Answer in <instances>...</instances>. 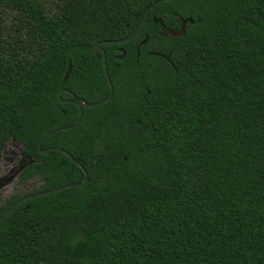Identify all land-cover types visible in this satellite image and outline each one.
Instances as JSON below:
<instances>
[{
	"label": "trees",
	"instance_id": "1",
	"mask_svg": "<svg viewBox=\"0 0 264 264\" xmlns=\"http://www.w3.org/2000/svg\"><path fill=\"white\" fill-rule=\"evenodd\" d=\"M157 1L0 0V164L32 160L0 216L83 181L63 151L88 175L4 219L0 264H264V0L162 2L111 42ZM96 43L113 96L41 154L109 97Z\"/></svg>",
	"mask_w": 264,
	"mask_h": 264
},
{
	"label": "water",
	"instance_id": "2",
	"mask_svg": "<svg viewBox=\"0 0 264 264\" xmlns=\"http://www.w3.org/2000/svg\"><path fill=\"white\" fill-rule=\"evenodd\" d=\"M166 1H170V0H158L157 2L153 3L145 12V15H144V19L141 23V25L138 27V29L128 38H125V39H122V40H118V41H111V42H117V43H123V42H126L132 38H134L136 35L139 34V32L142 30V28L144 27L145 23H146V19L148 17V13H149V10L154 7L155 5H158L162 2H166ZM179 21L181 22V26L182 24L184 23V20H181L180 18H178ZM188 21L192 22L191 19H187ZM186 21V20H185ZM163 33H168L170 35H176L175 32L173 31H170L168 29H164L163 30ZM104 43V42H103ZM98 51H102L103 53V69H104V74H105V77H106V80L108 82V85H109V89H110V94H109V97L106 98L105 100L103 101H100V102H97V103H93V104H87L86 101H84L83 99H78L77 101H75V104L78 108V119L76 121V123H74L73 125L71 126H68V127H64V128H59V129H55L53 131H50L47 135H45V137L38 143V149H39V152L41 154H45L47 152H50V151H53V150H59V151H62L61 149H57V148H51V149H47V150H41L40 149V146H41V143L43 140H45L46 138H48L50 135H52L54 132H58V131H64V130H69V129H73L75 127H77L80 123V120H81V116H82V107H86V108H90V107H94V106H97V105H101V104H104V103H107L113 96V88H112V85H111V82H110V79H109V76H108V72H107V67H106V61H105V55H104V52L103 50L100 48V45L99 43H96L93 47H92V54L95 56L97 54ZM119 51L121 52V54L119 56H117L118 59H123L125 57V51L123 49H119ZM71 72V66L69 65L68 66V69L65 73V76H64V79H63V82H66L69 74ZM63 102H68V101H63ZM19 144V143H18ZM20 145V144H19ZM66 156L72 161L74 162L75 164H77L84 172V179L82 182L80 183H71V184H66V185H62L60 187H57V188H54V189H51V190H48V191H43V192H39V193H35V194H31V195H27V196H24L22 198H20L19 200H17L15 203H13L9 208H7L5 210V212L0 216V224L4 221V219L16 208L18 207L20 204L30 200V199H33V198H37V197H41V196H46V195H50V194H53V193H56L58 191H61L63 189H69V188H78L82 185H84L86 182H87V179H88V175L86 173V171L83 169V167H81V165H79V163H77L74 158L69 154L67 153L66 151H63ZM21 154L23 155L22 153V145H21ZM32 160L29 158V161L27 163H25L24 165H22L16 172V176H18L19 172L22 170V168L30 163ZM11 180V178H8L6 179V182ZM1 186V185H0Z\"/></svg>",
	"mask_w": 264,
	"mask_h": 264
},
{
	"label": "rangeland",
	"instance_id": "3",
	"mask_svg": "<svg viewBox=\"0 0 264 264\" xmlns=\"http://www.w3.org/2000/svg\"><path fill=\"white\" fill-rule=\"evenodd\" d=\"M28 161L29 158L21 154V145L16 142L9 143L4 159L0 164V198H7L21 189L17 182L16 172ZM8 178L11 180L6 182Z\"/></svg>",
	"mask_w": 264,
	"mask_h": 264
}]
</instances>
